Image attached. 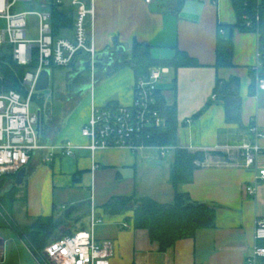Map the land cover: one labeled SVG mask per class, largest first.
<instances>
[{
    "label": "crops",
    "instance_id": "crops-1",
    "mask_svg": "<svg viewBox=\"0 0 264 264\" xmlns=\"http://www.w3.org/2000/svg\"><path fill=\"white\" fill-rule=\"evenodd\" d=\"M94 7L93 43L99 53H115L119 46L127 51L137 40L151 45L154 58L171 59L180 50L199 62L176 70L168 66L170 71L161 79L159 89L168 102H176L178 146L204 152L193 181L180 188L193 201L215 207L216 225L198 229L194 236L179 239L162 251L147 229L127 222L125 218L132 211L119 215L104 212L102 206L113 197L148 196L170 203L175 193L170 182L176 153L173 146L135 151L113 147L95 153L79 148L88 144L82 127L94 105L129 106L134 102V69L127 66L108 76L109 56L103 59L100 72L96 71L94 83L88 84L84 95L81 93L86 87L64 94L66 120L61 113L48 110L49 118L44 120L46 142H70L76 147L75 153L57 155L47 162L43 152L32 157L27 167L31 176L25 178L27 190L18 194L25 200L15 209L18 206L26 218L35 219L80 204L76 215L89 210L88 221L80 225L84 228L94 207L105 220L95 228L96 239L110 240L115 247L111 264H246L255 244L256 220L264 219V181L256 184L254 195L246 190L255 183L256 169L264 168V138L255 166H245L238 147L252 140L249 127L253 122L264 131V91L257 82L258 75L264 73V63L260 65L257 33L235 26L238 14L232 0H94ZM61 35L72 37L73 29L63 28ZM219 35L233 38V66H216ZM232 77L239 80L240 122L227 120L231 99L214 97L218 78ZM226 144L231 147L218 148ZM161 147L171 149L162 156ZM0 242L2 263L5 240L1 234Z\"/></svg>",
    "mask_w": 264,
    "mask_h": 264
},
{
    "label": "built area",
    "instance_id": "built-area-1",
    "mask_svg": "<svg viewBox=\"0 0 264 264\" xmlns=\"http://www.w3.org/2000/svg\"><path fill=\"white\" fill-rule=\"evenodd\" d=\"M30 5L34 8L24 9ZM65 5L73 9L72 37L53 34L51 8ZM94 14V0H0V47L11 45L13 58L20 65L36 63L24 76L25 94L15 90L0 92V177L17 175L40 152L44 153L43 160L46 162L57 155H74L76 147L70 142L58 145L43 140L42 127L38 131L39 111L42 115L43 110L34 96L41 97L37 84L46 69L52 72L54 68L62 67L68 68L69 72L76 68L83 71V63L91 60L90 83H94L99 63L96 60L99 52L93 43ZM246 25L252 26L253 20L248 19ZM33 26L36 27V35L31 34ZM259 58L262 65L260 50ZM169 71L168 66H154L138 77L132 105H94L89 120L82 127V135L88 139V144L79 148H87L95 153L113 147L135 151L154 146L145 141L149 138V128L164 124V118L157 108V91L161 79ZM257 82L258 88L264 91V73L258 75ZM34 104L37 109H33ZM249 131L252 140L238 147L244 156L245 166L252 167L262 153L264 131L256 122L250 125ZM230 147L227 144L218 146ZM170 149L161 147V155L165 156ZM260 181H264V168L256 169L255 183L246 188L250 195L256 193V184ZM104 222L103 216L93 207L88 227L56 239L45 247L44 264H111L115 254L113 242L98 241L94 234L96 226ZM263 259L264 219L258 218L255 244L247 255L246 264H260Z\"/></svg>",
    "mask_w": 264,
    "mask_h": 264
},
{
    "label": "trees",
    "instance_id": "trees-1",
    "mask_svg": "<svg viewBox=\"0 0 264 264\" xmlns=\"http://www.w3.org/2000/svg\"><path fill=\"white\" fill-rule=\"evenodd\" d=\"M238 14L235 25L240 31L257 33L259 38V50L262 52L264 63V0H232ZM52 29L55 36L61 35L63 28L73 29L74 14L70 6H52ZM257 18H259L257 20ZM252 19L253 25L247 26V20ZM234 26V27H235ZM0 52V92L15 90L26 93L24 76L36 63L20 65L13 58L12 46L2 47ZM234 42L232 36L219 35L217 43V68L233 66ZM113 63L109 65L107 75L111 76L124 67H132L136 77H140L154 66H169L176 70L181 66L199 65V62L187 53L178 50L171 59H157L151 54V45L148 42L134 40L131 48L122 54H115ZM102 66V62L98 63ZM97 65V66H98ZM77 70L69 72V93H74L90 83V76L86 72ZM175 84V80H174ZM175 90V89H174ZM216 97L232 100L231 108L227 109L228 121H241V96L239 92V80L232 77L230 80L218 78L215 88ZM43 110L45 97L34 96ZM157 108L164 118V124L160 127H151L147 131L149 138L145 143L154 146H173L176 148L175 161L171 166L170 182L175 190L174 199L170 203H160L148 196H117L102 206L104 212L109 215L125 214L132 211L133 214L125 219L134 228H145L149 231L152 240L158 241L160 249L166 250L179 239L194 236L198 229L209 228L216 225V209L206 203L193 201L190 196L181 190V185L192 182L194 172L204 160V152L191 151L178 146V118L176 102H168L162 95V90L157 91ZM42 122L43 140L45 129ZM27 175V174H26ZM7 178L14 180L10 188L1 192ZM16 175L0 177V230L10 229L17 233L23 240L39 264H44L43 252L52 241L65 235L73 234L80 228H70L61 233V227L68 224L72 213L62 216L55 212L49 216H40L33 223L21 228L14 225L13 213L15 206L25 196L20 198L18 194L22 190L21 185L15 184ZM26 178V176H25ZM25 182V181H24ZM84 205V204H83ZM85 206H83L84 208ZM89 210L73 218V222H79ZM100 215V214H99ZM264 262V259L261 261Z\"/></svg>",
    "mask_w": 264,
    "mask_h": 264
},
{
    "label": "rangeland",
    "instance_id": "rangeland-1",
    "mask_svg": "<svg viewBox=\"0 0 264 264\" xmlns=\"http://www.w3.org/2000/svg\"><path fill=\"white\" fill-rule=\"evenodd\" d=\"M28 8L32 9L34 7L30 5L24 9H28ZM30 20H31V18H30ZM0 23H2V21H0ZM35 29H36V27H34V26L31 28V34L32 35L37 34ZM2 50H3V48L0 47V52ZM100 70H101V66L98 65L97 71L100 72ZM107 71H109V70H107ZM68 76H69V69L68 68L58 67V68H54L52 70V72H51V84H50L49 88L40 92L41 95L45 97V105H44L43 112H42V117L44 120L45 119L47 120L49 118V113H48L49 109H52L53 114L58 115V113H61L65 120L68 118L67 110H63L66 107H65L64 103L62 102V100L64 101V99H65L64 94L69 93V91H68V83H69ZM85 76H88V77L90 76L89 79L91 81V79H92L91 78V76H92L91 71L86 72ZM168 79H169V77L166 79L167 82H169ZM167 82H166V84H167ZM89 86L85 85L86 88L83 87L84 92L81 93L82 95H84L87 92L88 88H90ZM35 107H36V109L38 108L36 104L33 105V109H35ZM61 110H63V111H61ZM30 176H31V173L27 174L26 180H28ZM13 183H14L13 179L7 178L5 183H4V186L1 189V192L10 188ZM21 186H22V189L27 190V182L26 181ZM65 209L66 208L58 209L56 211L57 215L58 214L62 215L63 212L65 211ZM77 210L78 209H75V211H73L72 218H71V220L68 221V224L61 227V233H65L70 228H72L73 230L78 229V228H80V225L82 223L86 224V222L88 221V218L86 215L83 216L81 222H77V223L73 222L72 219L77 217V215H76ZM13 221H14V225L21 227V228H24V227L28 226L29 223L34 221V218H31V217L26 218L22 214L21 209H19L17 206L14 213H13ZM0 234L3 235V238L5 240V243H4L5 258H4V261L0 264H39L38 261L33 256V254L31 253L28 246L26 245V243L19 238V236L17 235L16 232H14L10 229H6V230H0ZM0 245H2L1 242H0Z\"/></svg>",
    "mask_w": 264,
    "mask_h": 264
},
{
    "label": "water",
    "instance_id": "water-1",
    "mask_svg": "<svg viewBox=\"0 0 264 264\" xmlns=\"http://www.w3.org/2000/svg\"><path fill=\"white\" fill-rule=\"evenodd\" d=\"M124 52H126V48L124 46H119L116 49L115 53H110L108 55L106 53H98L96 56V60L99 62H103V59H105V57L109 56V60H110V62H112L113 61V55L122 54ZM90 66H91V60L84 62L83 63V70L90 68ZM50 84H51V71L49 69H46L40 75V78H39V81L37 84V90L43 91V90L49 88ZM82 92H84V90ZM39 117H40V121L38 124V131H41L42 122H43L41 111H39ZM26 174H27V167H24L17 173L16 178H15V184L16 185H22L25 181ZM79 205L80 204H71L70 206L66 207L62 216L71 213Z\"/></svg>",
    "mask_w": 264,
    "mask_h": 264
},
{
    "label": "flooded vegetation",
    "instance_id": "flooded-vegetation-1",
    "mask_svg": "<svg viewBox=\"0 0 264 264\" xmlns=\"http://www.w3.org/2000/svg\"><path fill=\"white\" fill-rule=\"evenodd\" d=\"M115 57H116V56H115V55H113V60L115 59ZM111 63H113V61H112Z\"/></svg>",
    "mask_w": 264,
    "mask_h": 264
}]
</instances>
